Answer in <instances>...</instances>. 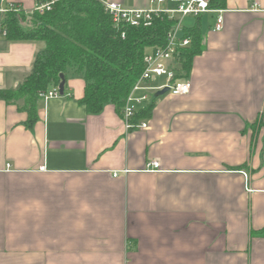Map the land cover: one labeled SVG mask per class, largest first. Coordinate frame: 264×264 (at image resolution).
Masks as SVG:
<instances>
[{
  "label": "crops",
  "instance_id": "0c3cea01",
  "mask_svg": "<svg viewBox=\"0 0 264 264\" xmlns=\"http://www.w3.org/2000/svg\"><path fill=\"white\" fill-rule=\"evenodd\" d=\"M221 10L220 31L199 17L190 92L154 95L145 129L111 104L87 114L73 69L30 128L0 100V264H264V0ZM43 48L0 36V90Z\"/></svg>",
  "mask_w": 264,
  "mask_h": 264
},
{
  "label": "trees",
  "instance_id": "16d2710c",
  "mask_svg": "<svg viewBox=\"0 0 264 264\" xmlns=\"http://www.w3.org/2000/svg\"><path fill=\"white\" fill-rule=\"evenodd\" d=\"M224 2L214 0L211 7L221 9ZM20 19L27 20L26 16L18 18L13 14L3 19L1 28L6 32L5 38L8 41H41L44 48L37 53L24 82L16 89L0 90V100L26 113L28 128L37 120L41 97L60 85L61 75L66 81L68 69H73L84 81V94L77 103L87 114H99L109 104L120 113L132 86L143 72L146 49L163 46L174 24L160 15L147 27H115L98 0H55L49 11L30 14L31 26L27 28L21 25ZM199 21L200 18L194 27L184 30L191 44L183 51V78L190 72L192 59L202 51ZM151 110L152 105L140 110L133 123L149 117ZM257 235L264 236V229Z\"/></svg>",
  "mask_w": 264,
  "mask_h": 264
},
{
  "label": "built area",
  "instance_id": "2783aa9c",
  "mask_svg": "<svg viewBox=\"0 0 264 264\" xmlns=\"http://www.w3.org/2000/svg\"><path fill=\"white\" fill-rule=\"evenodd\" d=\"M55 0H37L34 8L25 10L21 5L9 0H0V36L6 32L1 23L7 15L13 14L18 18L34 12L49 11ZM211 0H150V8H127L120 3H102L104 11L110 16L115 27L128 25L131 27H147L154 17L164 15L174 22L167 32L165 44L146 49L143 56V72L132 86L121 109V118L126 130L145 129L147 123L139 121L133 123L135 115L151 102L154 95L167 89L172 96H185L190 92V83L181 77L183 51L191 44V39L185 36L183 21L187 17L199 18L205 14H215L214 31L222 29V10L211 7ZM160 80H162L160 82ZM59 96L58 87L50 89L41 98L47 101ZM157 168V163H152ZM117 176V175H114Z\"/></svg>",
  "mask_w": 264,
  "mask_h": 264
},
{
  "label": "rangeland",
  "instance_id": "374dc122",
  "mask_svg": "<svg viewBox=\"0 0 264 264\" xmlns=\"http://www.w3.org/2000/svg\"><path fill=\"white\" fill-rule=\"evenodd\" d=\"M29 16H30V14H28V15L26 16V19H27L26 21L20 19L21 25H23L24 28H27V27H30V26H31L30 21H28V20H29V19H28ZM183 23H184L185 26H191V25L194 23V18H192V17H187V18L184 19ZM161 81H162V80H160V82H161Z\"/></svg>",
  "mask_w": 264,
  "mask_h": 264
},
{
  "label": "water",
  "instance_id": "95a60500",
  "mask_svg": "<svg viewBox=\"0 0 264 264\" xmlns=\"http://www.w3.org/2000/svg\"><path fill=\"white\" fill-rule=\"evenodd\" d=\"M64 86H65V80H64L63 75H61V83H60V85L58 86V92H59V95H60V96H63V94H64ZM166 93H167V89H163L162 91L157 92V93L155 94V96H156V97H158V96H162V95H164V94H166Z\"/></svg>",
  "mask_w": 264,
  "mask_h": 264
}]
</instances>
